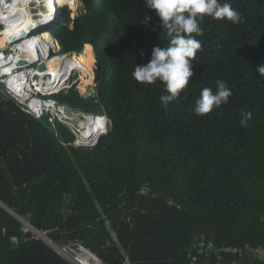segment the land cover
<instances>
[{"label":"trees","instance_id":"trees-1","mask_svg":"<svg viewBox=\"0 0 264 264\" xmlns=\"http://www.w3.org/2000/svg\"><path fill=\"white\" fill-rule=\"evenodd\" d=\"M80 1L51 33L94 63V92L77 84L53 97L107 115L111 132L78 147L68 125L0 92V201L60 247L81 243L104 264H189L202 235L240 248L212 264H264V0H221L242 14L239 24L205 16L194 74L167 108L164 83L132 77L153 47L168 46L155 10L145 0ZM217 80L229 101L197 116L201 90L215 91ZM243 112L252 117L242 127ZM18 216L0 204V264H73Z\"/></svg>","mask_w":264,"mask_h":264},{"label":"built area","instance_id":"built-area-1","mask_svg":"<svg viewBox=\"0 0 264 264\" xmlns=\"http://www.w3.org/2000/svg\"><path fill=\"white\" fill-rule=\"evenodd\" d=\"M65 7L72 10L71 15L74 18L77 9L71 7V0H0V92L5 98L14 99L23 110L38 118L49 113L51 122L58 120L69 126L74 123L64 114L65 104L60 103L53 95L62 90L68 91L78 84L76 79L78 73L82 72L81 63L75 57L78 55L76 52L61 53V44L52 35V29L38 31L53 22L55 14L62 17V9ZM70 23L73 24L72 21ZM46 32L51 34L52 43L45 39ZM3 39L8 40L7 46H1ZM22 54L30 56L26 58ZM21 59L27 61L20 62ZM41 61L46 64L43 70L38 68ZM100 117L104 118L105 115H96L94 118ZM74 133L77 144L81 130L76 129ZM4 232L5 230L2 231ZM58 247V251L73 264H104L81 243L69 244L66 249L59 245ZM245 249L256 251L249 244ZM189 250V264H212L210 258L213 256L237 253L240 248L226 244L217 245L202 235L191 243Z\"/></svg>","mask_w":264,"mask_h":264},{"label":"clouds","instance_id":"clouds-1","mask_svg":"<svg viewBox=\"0 0 264 264\" xmlns=\"http://www.w3.org/2000/svg\"><path fill=\"white\" fill-rule=\"evenodd\" d=\"M145 3L160 18L161 27L169 42L167 47H153L151 59L145 65L137 64L132 77L145 84H152L157 80L164 83L167 94L161 95L160 101L167 108L179 98L194 74L193 61L202 47L201 41L196 37L204 34L201 23L205 16L213 19L226 18L235 24H239L243 17L230 3H221V0H145ZM151 19L152 17L147 16L142 22L148 23ZM144 54L141 50L140 55ZM257 70L264 77V65H259ZM231 95L227 82L217 80L215 91L212 88L201 90L194 112L197 116L207 114L214 107L227 103ZM241 115L240 124L243 127L251 119L252 113L243 112Z\"/></svg>","mask_w":264,"mask_h":264},{"label":"bare ground","instance_id":"bare-ground-1","mask_svg":"<svg viewBox=\"0 0 264 264\" xmlns=\"http://www.w3.org/2000/svg\"><path fill=\"white\" fill-rule=\"evenodd\" d=\"M48 42L52 40H48L45 38ZM8 40L3 39L1 42V46H7ZM83 55V54H82ZM23 57L28 58L27 54H22ZM25 62V61H24ZM89 68L86 67V65H83V63L80 64V70L83 73L87 72V76L89 74H92V71L90 72V67L93 70V64L88 63ZM78 127L81 130V137L79 138L77 144L78 145H93L96 144L98 139L107 133L108 128V122L106 121V117L104 118H93L90 114H86L82 119H79L76 123ZM79 131V130H78Z\"/></svg>","mask_w":264,"mask_h":264},{"label":"water","instance_id":"water-1","mask_svg":"<svg viewBox=\"0 0 264 264\" xmlns=\"http://www.w3.org/2000/svg\"><path fill=\"white\" fill-rule=\"evenodd\" d=\"M55 20L47 25H45L44 27L42 28H39L38 31H41L42 29H53L54 27L56 26H59L60 23H61V17L60 15H56L55 14ZM26 62L27 59H21L20 62ZM38 68L40 70H43L46 68V64L44 61H41L38 65ZM64 114L67 116V118L74 124H76L78 122L79 119H82L86 114H90V113H87L86 111L84 110H76L75 108H73L71 105H68V104H65V107H64ZM91 116L94 118L96 117L95 114L91 113ZM106 121L108 122V128H107V134H109L111 132V120L108 116H106ZM102 139V136L100 137L99 141ZM0 204H2L3 206H5L7 209H9L13 214H15L16 216H18L14 211H12L9 207H7L5 204H3L1 201H0ZM19 217V216H18ZM27 226L28 228H31L34 232H36L38 235H40L47 243H49L54 249H57L59 250V247L57 248V244L54 243L51 239H49L48 237H46L43 233L39 232L37 229H35L28 221H26L25 219L19 217Z\"/></svg>","mask_w":264,"mask_h":264},{"label":"rangeland","instance_id":"rangeland-1","mask_svg":"<svg viewBox=\"0 0 264 264\" xmlns=\"http://www.w3.org/2000/svg\"><path fill=\"white\" fill-rule=\"evenodd\" d=\"M80 0H78V3L80 4ZM73 15V14H72ZM71 15V16H72ZM70 26H72V23H70ZM44 37L45 38H47L48 40H52L53 41V38H52V36H51V34L50 33H45L44 34ZM50 43H52L51 41H49ZM61 48H62V50H61V53H63L65 50H64V48L61 46ZM75 57H78L79 58V61H80V63H83V65H86V67L87 68H89V65H88V63H90L89 61H88V59L84 56V55H82V54H78L77 56H75ZM93 63V62H92ZM91 64V63H90ZM93 70H94V65H93ZM93 70H92V68L90 67V72L92 71V73H93ZM93 77H94V75L92 76V74L90 73L89 74V76H87V72L86 73H83V72H80V74L78 73V79H76V81H79L78 82V85H79V87L78 88H84V95L85 96H90L93 92H94V88H93V85H92V83H91V79H93ZM77 85V84H76ZM77 110V109H76ZM100 116H103V114H101ZM75 126V127H74ZM69 127H70V129L72 130H74V131H76V129H80L79 127H77L76 126V124H69ZM72 130V131H73ZM73 131V132H74ZM108 134L106 133L105 135H102V138L103 137H105V136H107ZM74 144L75 145H77L78 147H92L91 145H88V146H79L78 144H76L75 142H74ZM28 226H26L25 227V229H28L27 228ZM57 248H58V246H57Z\"/></svg>","mask_w":264,"mask_h":264}]
</instances>
